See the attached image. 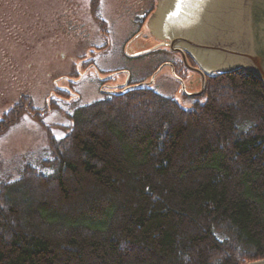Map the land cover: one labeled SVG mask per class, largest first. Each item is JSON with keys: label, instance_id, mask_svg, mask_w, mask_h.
I'll return each mask as SVG.
<instances>
[{"label": "trees", "instance_id": "16d2710c", "mask_svg": "<svg viewBox=\"0 0 264 264\" xmlns=\"http://www.w3.org/2000/svg\"><path fill=\"white\" fill-rule=\"evenodd\" d=\"M90 1L107 38L101 0ZM204 95L186 109L135 80L86 105L57 89L38 110L21 95L0 138L29 113L48 157L0 185V264L264 259V85L241 69L208 76ZM51 110L71 122L63 137L44 123Z\"/></svg>", "mask_w": 264, "mask_h": 264}, {"label": "rangeland", "instance_id": "374dc122", "mask_svg": "<svg viewBox=\"0 0 264 264\" xmlns=\"http://www.w3.org/2000/svg\"><path fill=\"white\" fill-rule=\"evenodd\" d=\"M90 3L0 0V119L23 94L32 97L38 110L46 107L57 89L72 94L67 102L80 99L86 105L107 92H117L129 80L150 85L186 109L204 102L200 76L185 66L176 50L182 47L170 49L147 26L158 0H101L107 38L92 16ZM143 13L148 15L144 23L136 22V15ZM185 55L191 67L204 70L190 52ZM171 64L183 66L184 79L175 75ZM60 102L64 111L73 112L67 102ZM43 120L56 126V138L65 135L63 126L71 125L56 110ZM46 148L43 123L24 113L0 138V185L18 180L27 164L40 168L48 157Z\"/></svg>", "mask_w": 264, "mask_h": 264}, {"label": "water", "instance_id": "95a60500", "mask_svg": "<svg viewBox=\"0 0 264 264\" xmlns=\"http://www.w3.org/2000/svg\"><path fill=\"white\" fill-rule=\"evenodd\" d=\"M187 0H160L156 10L147 20V26L155 38L170 45H183L205 70L193 68L188 64L187 57L181 49L185 66L202 75V92L205 90L206 77L235 70L250 72L264 85V0H209L204 8L205 13L200 15L191 25V31L197 30L205 33V40L181 37L173 39L170 36H159L160 21L165 18H178L177 11L181 3ZM147 14H138L135 21L144 23ZM159 24V25H158ZM161 30V29H160ZM179 30L178 34H186ZM176 35V34H175ZM173 48V47H172ZM217 57L221 61L216 67H211L204 59H200L197 52ZM174 49V48H173ZM144 84V83H143ZM248 264H264V259Z\"/></svg>", "mask_w": 264, "mask_h": 264}, {"label": "flooded vegetation", "instance_id": "af4514ba", "mask_svg": "<svg viewBox=\"0 0 264 264\" xmlns=\"http://www.w3.org/2000/svg\"><path fill=\"white\" fill-rule=\"evenodd\" d=\"M160 0H158L159 2ZM209 0H187L186 2L184 3H181L178 8V12L180 14L179 16V19L178 18H165V21H160L159 24H161V27H159V30L156 28V34L159 35V36H170L172 32V37L173 39L175 40L176 38H181V37H186L187 38H193L195 37L194 39L195 40H205V33L201 30H197V26L195 28L192 29L191 31V25L196 21V19L205 13L204 11V8L205 6L207 5V2ZM158 24V25H159ZM161 29V30H160ZM179 30H182V31H186L185 33L186 34H178L176 32H178ZM176 34V35H175ZM182 47V50L186 53H189L187 47L183 46V45H179ZM173 46L170 45L169 48L170 49H173L172 48ZM175 50V48H174ZM177 50V49H176ZM194 51L197 52V50L194 48L193 49ZM178 53H180L178 51ZM181 54V53H180ZM198 56L200 59H204L207 63L210 64V66L213 68V67H216L219 62L221 61L219 58L217 57H211L210 55H206V54H203V53H199L197 52ZM172 65V64H171ZM196 72L201 80H202V75L201 73L197 72V71H194ZM202 73H206L205 70H201Z\"/></svg>", "mask_w": 264, "mask_h": 264}]
</instances>
